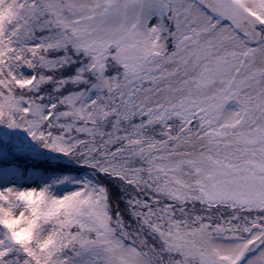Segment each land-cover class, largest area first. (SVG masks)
I'll return each mask as SVG.
<instances>
[{"label": "snow or ice", "instance_id": "obj_1", "mask_svg": "<svg viewBox=\"0 0 264 264\" xmlns=\"http://www.w3.org/2000/svg\"><path fill=\"white\" fill-rule=\"evenodd\" d=\"M0 264H264V0H0Z\"/></svg>", "mask_w": 264, "mask_h": 264}]
</instances>
